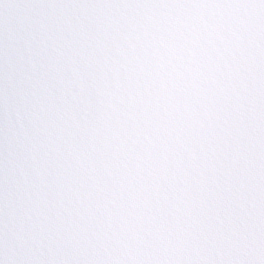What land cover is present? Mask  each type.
I'll return each mask as SVG.
<instances>
[{
	"label": "snow or ice",
	"instance_id": "snow-or-ice-1",
	"mask_svg": "<svg viewBox=\"0 0 264 264\" xmlns=\"http://www.w3.org/2000/svg\"><path fill=\"white\" fill-rule=\"evenodd\" d=\"M0 264H264V0H0Z\"/></svg>",
	"mask_w": 264,
	"mask_h": 264
}]
</instances>
